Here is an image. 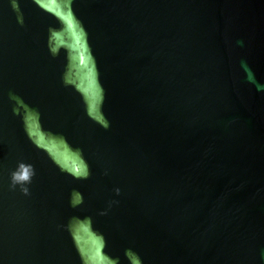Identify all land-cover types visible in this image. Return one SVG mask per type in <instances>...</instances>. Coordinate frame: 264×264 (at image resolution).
I'll return each instance as SVG.
<instances>
[{"label":"water","instance_id":"95a60500","mask_svg":"<svg viewBox=\"0 0 264 264\" xmlns=\"http://www.w3.org/2000/svg\"><path fill=\"white\" fill-rule=\"evenodd\" d=\"M0 264H264V0H0Z\"/></svg>","mask_w":264,"mask_h":264}]
</instances>
